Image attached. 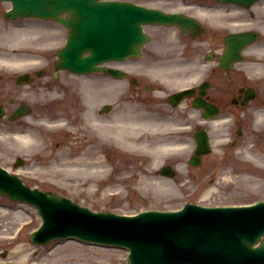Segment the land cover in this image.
I'll return each instance as SVG.
<instances>
[{
	"label": "rangeland",
	"instance_id": "obj_1",
	"mask_svg": "<svg viewBox=\"0 0 264 264\" xmlns=\"http://www.w3.org/2000/svg\"><path fill=\"white\" fill-rule=\"evenodd\" d=\"M145 1L137 0L141 3H145ZM177 5L179 3L176 1L171 4L160 2V5L157 6L168 9ZM157 28L156 26L146 27L147 31L156 33L154 45L158 47L166 45V42L162 43L161 40L169 37L167 30L157 32L159 30ZM33 37L34 40L42 39L36 34ZM170 37L175 38L174 35H170ZM46 39H50V37L47 36ZM147 49H150L148 44L144 46V50L147 51ZM53 50L48 51L49 55L39 56L40 59L53 60ZM40 54H42L41 51ZM146 55L140 59L141 62L138 64H127V67H136L138 73L148 68ZM28 56L31 57V55ZM23 58L27 57L23 56ZM0 68L5 69L6 66L0 65ZM231 73L227 72L226 74L230 75ZM184 74L186 77L191 76L186 67L180 71V75ZM175 75L177 76V74ZM42 79H46L47 82L35 86H21L22 88L12 87L14 93H17L16 89L19 88L24 90L23 95H26V100L29 102L38 101L39 107L44 111L34 109L31 114L13 122L12 128L9 130H7V125H2L3 122L0 124V164L18 172L30 185L54 190L94 210H113L124 213H134L149 208L174 209L180 207L185 200L207 204H232L264 199V138L259 136L258 139L256 135L259 134L252 136L253 130L249 125L243 142H240L236 149L245 147L247 141H257V144H254L253 147L249 146L248 149L254 150L259 155L256 156L251 152L250 155L253 157L245 156L244 159L241 152L235 151L232 154L231 149L225 146V139L233 136L226 133L229 124L218 122L209 125L210 137L213 139V151L203 156L199 165H190L187 158L191 153L190 146L193 143L192 130L195 125L199 124L200 117L195 114L189 116L187 109L181 107L180 123H185L188 128L184 132L180 131V139L185 141L188 146L186 149H180V153L177 155L174 152L164 153L163 160L154 164L152 158L147 154L148 151H145L147 148L124 150L121 145L117 147L110 139L101 141L100 136L95 135L94 132L92 136H89V130H77L76 126L70 124L59 127L52 126L54 103L50 107L47 101L51 102L53 98H59L57 91L61 92L68 86H73V91L71 92L70 88H67L68 94L65 95V97L69 96L70 100L63 101V98L57 107L62 105L65 107L68 102L73 105L65 107L69 112L65 122L69 119L73 120L75 114L79 116L78 105L74 104L80 97V78L77 79L72 75L62 73L56 80L51 79V76ZM1 84L0 90L6 89L4 86L12 85L9 81H2ZM139 84L142 85V83ZM125 86L130 87L126 90H132L131 85ZM42 88H53L54 91L50 92ZM125 88L122 87L123 90ZM112 91L113 89H103L99 96L104 97L105 101L113 102L112 97L116 93ZM140 91H144L143 88ZM210 93L214 94V91ZM0 97L3 98L2 100L5 99L4 95H0ZM41 98L45 100L43 102L45 105L40 103ZM262 101L263 99L259 96L252 104L260 107V105H264ZM112 105L114 104H111V107H113ZM167 112L171 113V116L177 117L176 110H167ZM105 113L107 114V112ZM263 113L262 118L264 117ZM45 116L46 120L42 121V117ZM77 121L81 122L79 118ZM167 122L175 123L171 120ZM260 126L264 127V123L262 122ZM167 127L173 128L172 124H167ZM156 131L155 136L152 137L153 140L151 136L147 137V143L152 144L154 141L164 138L162 130ZM167 133L175 134L176 132L164 131V134ZM26 134L31 137V140L24 141L19 136ZM88 137L90 138L88 139ZM171 138L177 141L178 136L175 135ZM88 140L95 142V147H89ZM32 141L34 142L32 143ZM97 149L99 152H96ZM245 155L247 154L245 153ZM19 157L22 158V164L15 168L13 164ZM99 160L105 169L103 172H98L96 169ZM166 163L172 164L175 168L173 177L157 174V168ZM83 174L103 175L101 178L93 176L90 182L84 183ZM39 223L40 219L35 208L0 194V253L6 252L4 258L0 256V260L28 262L35 260L48 264H126L124 251L119 248H96L81 245L74 240H58L46 245L35 246L29 241V234ZM17 230L19 231L17 232Z\"/></svg>",
	"mask_w": 264,
	"mask_h": 264
},
{
	"label": "water",
	"instance_id": "obj_2",
	"mask_svg": "<svg viewBox=\"0 0 264 264\" xmlns=\"http://www.w3.org/2000/svg\"><path fill=\"white\" fill-rule=\"evenodd\" d=\"M37 3H29L30 7H35ZM86 13H91L97 17L103 16L105 20L103 21L104 24H106L105 30H102L99 33V37H97L96 34L90 35L88 32H83L84 39L86 41H90L92 38V41L88 43V45L93 46L94 54L87 57V64L84 62H80L77 59L78 51L69 50L68 54L63 56V59L61 60L62 65L64 64V61L67 63L72 64L74 67H79L78 70H90L92 67H89L92 65V63L98 58L102 57V54L109 53V50L111 53H115L117 46L120 45V40L126 35L127 40L129 41V48L125 50V53H134L135 48L137 47L139 40L136 39V36L134 35L137 33L138 29H141L139 23L142 20H153V21H162L166 22L168 21V18L165 15H161L160 17L154 18V16H151L147 11L141 8H135L128 5L125 6H118L116 4H112V6L109 7H96L95 9L87 8ZM78 16V14H76ZM73 28L78 26V23L73 24ZM104 29V27H101ZM135 29V30H134ZM78 28L75 30L76 34L77 32L81 35V29ZM127 31L129 32L127 34ZM128 43V42H127ZM119 53V52H118ZM73 54V58H72ZM102 59V58H101ZM65 65V64H64ZM71 67V66H70ZM73 67V68H74ZM72 68V67H71ZM204 149V148H203ZM247 222L254 223L258 229L259 232L257 235H255L252 238L244 239L243 241L248 244L249 246L252 245L253 241L259 238L260 234L264 233V209L263 210H257L253 211L251 215L247 216L245 218ZM238 221V220H236ZM239 223V222H237ZM203 233V232H202ZM201 233V234H202ZM167 237L162 239V243L166 242ZM261 252V250H264V239L261 242V245L257 247ZM225 252H229V250L225 249ZM259 252H256L253 254V257L255 258ZM261 260L264 262V255H260ZM152 262H148V264H151Z\"/></svg>",
	"mask_w": 264,
	"mask_h": 264
},
{
	"label": "bare ground",
	"instance_id": "obj_3",
	"mask_svg": "<svg viewBox=\"0 0 264 264\" xmlns=\"http://www.w3.org/2000/svg\"><path fill=\"white\" fill-rule=\"evenodd\" d=\"M11 58L15 59L17 58L16 56H12ZM106 83L111 84L110 80H106ZM86 117L87 114L85 113ZM95 112H94V107L89 109L88 111V120H89V128H92L96 130L100 135L104 137L108 136H113L117 137L121 145H124L129 148H139L141 146H149L150 152H152V158L153 162L156 163L159 160L158 156H161L162 153L165 151L169 150H174L176 147L179 145H175L177 143H171V144H166V143H156V144H148L145 140V137L138 136L137 134L141 130H145L146 128L153 130L156 127H159L157 125L156 121H151L148 119H125V118H115L113 117L111 121H106L101 117L99 119ZM147 129V130H148ZM20 137L24 140H31V137L29 135H20ZM114 137V136H113ZM33 140V139H32ZM34 141H32L33 143ZM123 143V144H122ZM185 145L183 143H180V148H183ZM174 148V149H173ZM96 169L98 172H103L105 169L103 167L102 162L99 160L96 164ZM92 170V169H91ZM103 174H83L82 179L84 180V183H88L91 180V177H99L101 178Z\"/></svg>",
	"mask_w": 264,
	"mask_h": 264
},
{
	"label": "flooded vegetation",
	"instance_id": "obj_4",
	"mask_svg": "<svg viewBox=\"0 0 264 264\" xmlns=\"http://www.w3.org/2000/svg\"><path fill=\"white\" fill-rule=\"evenodd\" d=\"M4 92H5V89H4V90L1 89V90H0V95L3 96V95H4ZM8 97H13V96H11V95L9 94V95L7 96V98H8ZM14 97H15V96H14Z\"/></svg>",
	"mask_w": 264,
	"mask_h": 264
}]
</instances>
